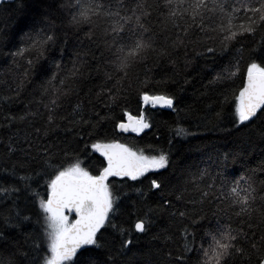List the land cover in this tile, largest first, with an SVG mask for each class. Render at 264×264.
<instances>
[{
    "label": "snow or ice",
    "instance_id": "snow-or-ice-1",
    "mask_svg": "<svg viewBox=\"0 0 264 264\" xmlns=\"http://www.w3.org/2000/svg\"><path fill=\"white\" fill-rule=\"evenodd\" d=\"M60 7L68 13L70 26L77 30L87 28L85 35L98 40V47L102 46L108 53L110 70L104 74L105 83L95 95L96 102L111 111L129 90L137 93L138 114L124 110L114 124L120 132L139 134L152 127L147 114L149 108H174L173 96L166 91H154L163 81L154 85L147 76L140 79L136 70L149 71V60L167 59L175 63L181 50L186 56L189 48H202L203 52L198 55L215 56L218 51L241 44L236 49L238 66L245 59L242 41L249 38L255 47L248 52L243 86L238 95L233 94L234 123L246 126L264 118V0H64ZM54 27L53 21H47L46 28L25 33L21 46L10 53L13 61L24 59L31 68L34 60L46 59L48 49L55 42L54 35L50 34ZM86 55L78 56L71 69L63 70L64 74H60L61 65L57 63L58 71L40 85L39 99L29 102V110L24 115L10 118L26 122L31 131H26L23 137L26 148L17 149L10 138L9 153L19 150L25 158L33 159L34 151L41 157L43 171L37 175L45 178L46 198L33 190L32 198L40 212L39 238L31 234L24 237L29 251H22L19 244H9L0 253V264H117L113 251L97 235L119 209L120 197L113 193L109 178L127 177L138 181L148 173L157 174L169 166V153L163 150L146 154L145 150L134 149L118 140L98 138L90 148L103 158V166L94 175L82 167L78 153L67 149L52 152L51 144L41 143L59 127L58 121H68L71 117L73 127L90 123L84 119L79 103L71 113L60 115L65 102L76 92L75 82L83 74ZM24 75L27 76V70ZM221 78L218 75L210 84ZM227 99L225 94V102ZM32 104L36 105L34 111ZM175 134L183 136L186 130L178 126ZM88 147L86 144L85 149ZM148 152L156 150L149 148ZM20 179L26 181L31 177ZM162 188L160 180H151L150 190L162 191ZM19 191L15 187L0 186V194L5 196ZM137 192L145 195L142 190ZM176 200L184 202L186 207L193 206L192 213L179 212V217L189 219L191 224L199 223L192 219L198 215L195 206L205 203L215 204L216 214L226 217L227 221L204 229L199 236L184 226L182 251L175 258L169 253V264H188L185 256L188 252L197 253L198 264H264V181H258L254 172L229 180L222 173L212 175L207 168L197 169L184 182ZM163 206L173 205L164 200ZM73 213L75 219H70ZM16 216L21 224L31 220L29 216L21 219L19 212ZM149 227V221L139 219L134 231L146 233ZM121 233L129 238L122 241L115 255L134 246L131 233L126 229H121ZM30 239L32 243L28 245ZM102 249L106 250L107 258ZM29 252L35 255L30 258Z\"/></svg>",
    "mask_w": 264,
    "mask_h": 264
},
{
    "label": "trees",
    "instance_id": "trees-1",
    "mask_svg": "<svg viewBox=\"0 0 264 264\" xmlns=\"http://www.w3.org/2000/svg\"><path fill=\"white\" fill-rule=\"evenodd\" d=\"M62 2L64 0H15L0 5V186L20 190L7 196L0 194V237H3L0 239V253L9 244H19L22 251H29L24 237L31 234L39 238L41 232L37 223L40 212L32 198L33 190L46 198L45 178L37 175L43 171L41 157L34 151L31 153L33 159L25 158L19 150L9 153V139L12 138L17 149L26 148L23 137L26 131H31L26 122L10 118L24 115L29 110V102L39 99L40 85L58 71L57 63L61 65L60 74H64L63 70L71 69L78 56L87 53L83 74L75 82L76 92L65 102L60 115L71 113L79 103L83 107L84 119L90 123L73 127L71 117L68 121H58L59 127L41 143L51 144L52 152L67 149L78 153L83 161L82 167L94 175L103 166V158L90 148L98 138L115 139L134 149H143L146 154H157L160 150L169 153V166L157 174L148 173L138 181L127 177L109 178L113 193L120 197L119 209L101 230L102 235L97 234L100 242L113 251L117 264H169V253L175 258L182 251L184 226H189V231L199 236L204 229L227 221L226 217L216 214L215 204L207 203L195 206L198 215H193L192 219L199 221L198 224L179 217L180 211H194L192 205L186 207L184 202L176 200L178 191L191 173L207 168L212 175L222 173L232 180L254 172L258 181H264V118L255 119L246 126L234 123L233 94L238 95L243 86L248 52L255 45L251 38L242 41L245 59L238 66L236 49L241 44L224 52L218 51L215 56L198 55L203 52L202 48H189L186 56L181 50L175 63L167 59L149 60V71L145 73L144 68L136 70L140 79L147 76L154 85L163 81V85L154 91H166L173 96L174 108H149L147 114L152 127L139 134L123 133L115 129L114 124L124 110L138 114L137 93L134 89L129 90L111 111L96 102L95 95L105 83L104 74L110 70L107 67L108 53L102 46L98 47V40L85 35L87 28L77 30L69 25L68 13L60 7ZM47 21L55 24L50 32L55 42L48 49L46 59L34 60L31 68L24 59L16 58L14 62L10 53L21 46V37L33 29L46 28ZM152 23L155 25V17ZM218 75L221 80L210 84ZM35 108L36 105L32 104L31 109L34 111ZM178 126L186 130L185 135L175 134ZM86 144L89 145L87 149ZM149 148L156 152H148ZM24 176L31 179L21 180L20 177ZM153 179L162 182V191L150 190ZM26 185H30L27 190ZM137 189L145 195L140 196ZM164 200L171 201L173 206H163ZM17 212L21 219L29 216L31 220L21 224ZM201 216L204 219L201 220ZM139 219L150 222L146 233L134 231V224ZM121 229L131 233L134 246L115 255L122 241L129 238L122 235ZM31 243L32 240H28V245ZM101 252L107 258L106 250ZM34 255L29 252L30 258ZM185 256L188 264H198L197 253L188 252Z\"/></svg>",
    "mask_w": 264,
    "mask_h": 264
},
{
    "label": "water",
    "instance_id": "water-1",
    "mask_svg": "<svg viewBox=\"0 0 264 264\" xmlns=\"http://www.w3.org/2000/svg\"><path fill=\"white\" fill-rule=\"evenodd\" d=\"M13 1H15V0H0V5L2 3L13 2ZM72 215L74 216V219H75V214L73 213Z\"/></svg>",
    "mask_w": 264,
    "mask_h": 264
},
{
    "label": "rangeland",
    "instance_id": "rangeland-1",
    "mask_svg": "<svg viewBox=\"0 0 264 264\" xmlns=\"http://www.w3.org/2000/svg\"><path fill=\"white\" fill-rule=\"evenodd\" d=\"M70 219H72L71 216H70Z\"/></svg>",
    "mask_w": 264,
    "mask_h": 264
}]
</instances>
